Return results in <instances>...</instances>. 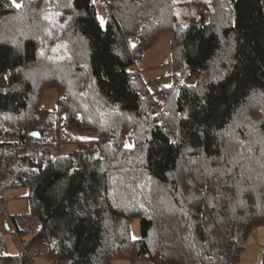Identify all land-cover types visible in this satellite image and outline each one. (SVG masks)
<instances>
[{"label": "trees", "instance_id": "trees-1", "mask_svg": "<svg viewBox=\"0 0 264 264\" xmlns=\"http://www.w3.org/2000/svg\"><path fill=\"white\" fill-rule=\"evenodd\" d=\"M22 2L0 0V199L26 189L29 214L0 213V264H236L264 229V0H191L186 24L173 0ZM163 33L150 91L134 67Z\"/></svg>", "mask_w": 264, "mask_h": 264}, {"label": "rangeland", "instance_id": "rangeland-1", "mask_svg": "<svg viewBox=\"0 0 264 264\" xmlns=\"http://www.w3.org/2000/svg\"><path fill=\"white\" fill-rule=\"evenodd\" d=\"M12 5L13 2L10 0ZM100 0L96 1L99 4ZM191 0H173L178 7V17L182 23H187V16L183 10L184 4ZM15 3L22 5V0H15ZM14 6V5H13ZM15 7V6H14ZM134 71L139 78L145 82L150 91H155L163 86L171 84V76L173 69L171 65L170 54V36L163 33L158 36L154 45L148 49L143 58L138 61L134 67ZM183 82L189 85L195 84V78H183ZM56 95L54 91L48 90L43 101L46 108L52 109L55 106ZM73 150L72 146H62L61 152L68 154ZM27 191L24 188H14L3 192L0 199V209L3 216H21L29 214V203L27 200ZM3 220V219H2ZM38 222L31 217L26 218L24 227H28L32 233L37 228ZM31 233L23 235L20 238L14 233L11 225L4 233V245L6 254L10 256H18L23 252V247L27 244ZM139 223L137 219L131 221V236L137 239L139 237ZM264 246V229L254 230L247 238L243 252L240 254L236 264H260L261 250ZM32 264H56L53 260L43 256H32ZM112 264H130L126 261H114ZM133 264H151L148 261H136Z\"/></svg>", "mask_w": 264, "mask_h": 264}, {"label": "snow or ice", "instance_id": "snow-or-ice-1", "mask_svg": "<svg viewBox=\"0 0 264 264\" xmlns=\"http://www.w3.org/2000/svg\"><path fill=\"white\" fill-rule=\"evenodd\" d=\"M12 2H13V5L16 7V8H20V7H22V5L21 4H17V3H15V0H12ZM92 2L93 3H95L96 2V0H92ZM100 23H101V25H103L104 24V21L103 20H100ZM133 47H135V45H133ZM4 79H8V76H5L4 77ZM35 135V134H34ZM171 142H174V141H171ZM244 189L243 188H238L234 193H231V195H230V199H232V200H237V201H239L240 203H243V200L241 199L243 196H244ZM221 195H223V194H221ZM220 197H214L213 199H219ZM213 207L215 206V205H212ZM133 239H135V237H133Z\"/></svg>", "mask_w": 264, "mask_h": 264}, {"label": "built area", "instance_id": "built-area-1", "mask_svg": "<svg viewBox=\"0 0 264 264\" xmlns=\"http://www.w3.org/2000/svg\"><path fill=\"white\" fill-rule=\"evenodd\" d=\"M38 149H39V151H43L44 150L43 146H38ZM0 213H2L1 209H0ZM7 222H9V218L7 216H3V223L5 224Z\"/></svg>", "mask_w": 264, "mask_h": 264}, {"label": "water", "instance_id": "water-1", "mask_svg": "<svg viewBox=\"0 0 264 264\" xmlns=\"http://www.w3.org/2000/svg\"><path fill=\"white\" fill-rule=\"evenodd\" d=\"M35 134V135H34ZM31 136L32 137H36V138H38L39 137V135L38 134H36V133H33V134H31Z\"/></svg>", "mask_w": 264, "mask_h": 264}]
</instances>
